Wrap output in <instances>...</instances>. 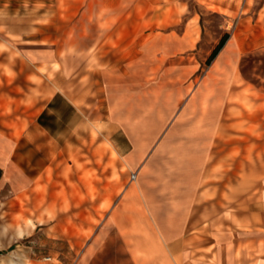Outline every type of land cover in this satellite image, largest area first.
I'll return each mask as SVG.
<instances>
[{
    "label": "rangeland",
    "instance_id": "1",
    "mask_svg": "<svg viewBox=\"0 0 264 264\" xmlns=\"http://www.w3.org/2000/svg\"><path fill=\"white\" fill-rule=\"evenodd\" d=\"M1 75L20 99L5 97L6 129L62 92L116 131L84 130L30 189L0 185V264H135L147 205L195 200L186 229L211 218L214 235L262 216L264 0H0Z\"/></svg>",
    "mask_w": 264,
    "mask_h": 264
},
{
    "label": "crops",
    "instance_id": "2",
    "mask_svg": "<svg viewBox=\"0 0 264 264\" xmlns=\"http://www.w3.org/2000/svg\"><path fill=\"white\" fill-rule=\"evenodd\" d=\"M4 82V76L1 75L0 185H9L14 192L30 189L37 178H45L47 170L54 168L55 157L58 154L67 155L69 147L79 146L84 142L91 143L80 136L84 130L90 132L92 128L103 135V139L109 144L114 143L112 137L116 131V120L112 117L111 110L107 111L102 120L94 119L62 92L38 98L31 97L30 105L39 107L31 117L26 118V125L21 118L13 120L6 129L3 118L5 97L16 101L17 105H20V99L13 95L15 85L7 86ZM48 90L50 91V87ZM99 145L98 139L96 146ZM126 155L124 154V162H128ZM95 167L100 176L99 167L97 165ZM107 177L109 179V172ZM95 188L93 192H102L98 183ZM187 205L188 207L182 206V209L172 205L171 212L162 213V216H158L153 206H146L145 211L147 218L152 220L151 225L159 227L162 221L167 219L166 223L172 229L167 232L156 228V232H153L152 228L149 229L151 225L148 222L149 228L146 229L148 240L145 237L139 238L133 241L130 247L135 264H264V208L262 216L261 212H258L255 222L249 223L245 228L237 227L236 222L239 218L236 214L235 222L221 220L223 228L214 235L212 229L207 228L212 226L211 218L205 223L196 221L193 223L194 226L186 229L191 223L195 200ZM113 219L116 220V216ZM124 220L125 223L118 220L117 224L126 228L127 235L132 234L131 230L127 229L131 222L127 224L126 217Z\"/></svg>",
    "mask_w": 264,
    "mask_h": 264
},
{
    "label": "trees",
    "instance_id": "3",
    "mask_svg": "<svg viewBox=\"0 0 264 264\" xmlns=\"http://www.w3.org/2000/svg\"><path fill=\"white\" fill-rule=\"evenodd\" d=\"M229 38V34L225 33L222 38L219 40L218 44L215 46V48L212 50L210 57L207 60V64H210V62L218 55V53L223 49L225 46L227 40ZM2 178V169L0 168V180Z\"/></svg>",
    "mask_w": 264,
    "mask_h": 264
}]
</instances>
